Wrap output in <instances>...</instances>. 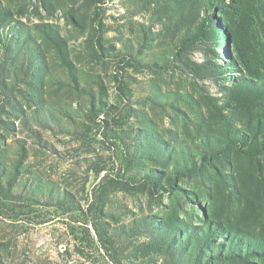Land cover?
<instances>
[{
	"label": "rangeland",
	"instance_id": "374dc122",
	"mask_svg": "<svg viewBox=\"0 0 264 264\" xmlns=\"http://www.w3.org/2000/svg\"><path fill=\"white\" fill-rule=\"evenodd\" d=\"M0 264H264V0H0Z\"/></svg>",
	"mask_w": 264,
	"mask_h": 264
}]
</instances>
